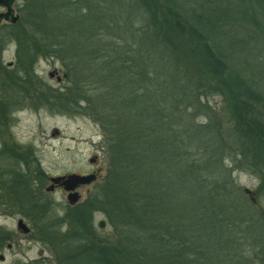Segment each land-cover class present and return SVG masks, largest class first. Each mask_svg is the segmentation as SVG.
I'll use <instances>...</instances> for the list:
<instances>
[{"label":"trees","instance_id":"trees-1","mask_svg":"<svg viewBox=\"0 0 264 264\" xmlns=\"http://www.w3.org/2000/svg\"><path fill=\"white\" fill-rule=\"evenodd\" d=\"M18 1L22 67L41 56L66 61L73 89L64 103L88 104L110 159L85 206L104 212L112 241L95 240L91 211L77 204L80 213L66 216L84 235L67 241L58 262L264 264L262 215L231 182L216 181L225 159L264 166L253 105L264 94V0ZM204 69L223 84L202 88ZM83 85L95 86L94 98ZM215 92L231 100L229 127L201 101Z\"/></svg>","mask_w":264,"mask_h":264},{"label":"rangeland","instance_id":"rangeland-1","mask_svg":"<svg viewBox=\"0 0 264 264\" xmlns=\"http://www.w3.org/2000/svg\"><path fill=\"white\" fill-rule=\"evenodd\" d=\"M91 1L98 7L102 3V0H86L88 3ZM218 1L228 2L227 0ZM95 4L92 3L94 11H96ZM123 4L117 6L129 9L128 5ZM108 5L110 6V2ZM182 9V7H176L179 12ZM138 13L139 11H136V15L133 17L141 18ZM174 30L180 33L179 27ZM67 43V47H79L77 40ZM23 57L21 43L20 50L17 53L13 51L6 53L5 60L8 63L18 59L19 63H22ZM65 63L66 61L56 57L41 56L32 65L31 74L33 79L44 82V85L36 84L32 88H6L5 96L4 89H0L1 104L3 103L2 106L6 107L4 119L0 120L2 128H4L0 135V146L4 141L7 145L17 147L21 155L29 153V159L34 161L33 166L38 171L39 192L34 197L13 198L7 194L3 195L0 190V254L3 253L6 257L4 262L0 260V264H64L58 262L61 248L67 245V241L74 240L80 234L84 235L82 223L77 219L72 218L71 220L69 217L73 213L78 215L80 211L74 210L69 205L68 192L64 189L54 192L46 191L50 185L48 180L51 176L73 172L89 174L98 171V178L94 183L78 190L81 194L79 209L86 213L88 210L91 211L90 223L92 222L96 231L94 237L97 242L107 244L112 241V227L104 212L97 210L94 206L93 209H87L85 206V201L97 186L103 184L108 172L110 159L106 150L107 146H105L104 129L101 123L92 116L87 103L78 108L72 106V103L70 105L64 103L65 99L71 100L73 89L72 81L67 77L66 68L63 66ZM54 69L59 70L58 75L62 77L61 82L56 77L49 76V72ZM208 71L206 69L200 71L199 76L204 79L207 72L209 79L212 78L214 75ZM198 79L200 78L198 77ZM223 81V78L217 79L216 77V80L206 78L201 81V85H203L202 88H209L211 83L223 84ZM94 88L95 86L85 85L84 92L87 96L94 98L95 93L98 92ZM223 98V95L215 92L207 95L201 101L209 102L210 113L221 118L223 120V126H221L226 128L229 126L225 125V115L230 110L229 102L231 100L225 102ZM253 105L257 107L256 114L262 118L260 123L264 127V94H261V98L254 100ZM196 120L198 123H204L206 118L200 114L196 116ZM213 122L218 124L217 121ZM92 158H96L94 163L90 161ZM241 160L247 161L246 159ZM241 160L233 163L230 159H225L221 165L222 175L216 174L219 177L216 181L231 182L230 185L234 192L241 193L252 202L250 195L245 192L246 188L249 189L256 200L252 203L258 213L262 215L264 225V166L253 162L255 164L253 167H247ZM24 169L25 165L22 170ZM39 204L44 206L40 212L36 209ZM67 214L69 216H66ZM20 217L31 221L32 231L30 234L24 235L17 231V220ZM87 217L89 220L90 215ZM102 220L106 221V225L99 227V222ZM9 243L12 244L11 249L7 247ZM71 243L78 245L81 241H72ZM69 245L70 243L67 247ZM198 246L202 250L206 249L201 244Z\"/></svg>","mask_w":264,"mask_h":264},{"label":"flooded vegetation","instance_id":"flooded-vegetation-1","mask_svg":"<svg viewBox=\"0 0 264 264\" xmlns=\"http://www.w3.org/2000/svg\"><path fill=\"white\" fill-rule=\"evenodd\" d=\"M19 3L20 2L18 0H12L9 6L3 1L0 3V89H4V96L6 88H32L36 86V84L44 85V82L42 83L39 80L33 79L31 70L23 68L22 63H19L18 59L11 60L8 63L5 60L6 53L11 51L17 53L21 46V34L18 33L21 19ZM13 17H18V19L14 21ZM52 71L55 72L54 77L61 82L62 78L60 80L58 79L59 70L54 69ZM2 105L3 103L1 104L0 100V120L3 121L6 107ZM2 121H0V135L4 131L1 124ZM33 162L34 161L32 159H29V153L21 155L17 147L7 145L4 141L2 142L0 146V190L3 195L7 194V196L13 198H27L38 195V171L33 166ZM23 165H25L24 170H22ZM49 181L50 177L48 182ZM58 189L62 188L60 186H56L55 190ZM20 220L24 221L26 226L29 228V232H24L21 228H19ZM30 223L31 221H27L24 217L18 218L17 231L24 235L30 234L32 231ZM7 247L11 249L12 244L9 243ZM5 259V255L1 253V262H4Z\"/></svg>","mask_w":264,"mask_h":264},{"label":"water","instance_id":"water-1","mask_svg":"<svg viewBox=\"0 0 264 264\" xmlns=\"http://www.w3.org/2000/svg\"><path fill=\"white\" fill-rule=\"evenodd\" d=\"M5 2L8 4H11L12 0H0V3ZM18 17H13V20L16 21ZM55 72H50V77H54ZM58 79L60 80L61 77L59 76ZM91 162H95L96 158H92L90 160ZM98 177V171L90 174H78V173H69L65 175H58L53 176L50 178L51 184L47 187V191H54L56 186L63 187L66 191H68V202L70 205L77 204L80 199L81 195L77 191V189L81 186H86L94 183L97 180ZM245 192L250 195V199L252 202H256L253 193L249 189H245ZM100 227H104L106 225V222L104 220L99 222ZM19 228H21L24 232H29V228L26 226L23 220L19 221Z\"/></svg>","mask_w":264,"mask_h":264}]
</instances>
